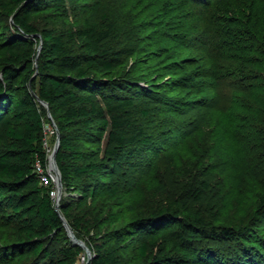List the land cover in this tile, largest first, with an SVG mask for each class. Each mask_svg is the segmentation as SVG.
<instances>
[{
  "label": "trees",
  "instance_id": "1",
  "mask_svg": "<svg viewBox=\"0 0 264 264\" xmlns=\"http://www.w3.org/2000/svg\"><path fill=\"white\" fill-rule=\"evenodd\" d=\"M176 1L191 14L193 30L188 35H195L190 39L195 44H188L195 53L179 60L174 54L165 62L179 69L199 64L194 80L216 82L206 89L219 99L213 108L228 111L236 131L243 129L244 140H251L264 154V0ZM65 4L66 0H0V16L11 17L13 24L3 28L0 41V213L6 209L11 223L14 220L15 240L4 244L10 256L20 261L32 255L23 264H76L83 250L65 235L61 214L77 238L87 241L93 255L89 264H128L126 244L140 233L146 235L139 245L146 257L142 264H221L218 252L206 248L220 239L235 240L231 257L239 262L233 264L264 262V232L250 230L256 221L264 220V168L258 160L237 175L240 185L251 179L262 188L257 189L238 229L218 225L215 213L207 217L196 209L195 203L210 188L207 181H202V187L187 185L183 196L169 206L121 223L120 218L113 219L112 210L123 209L124 204L115 203L106 216L91 214L89 199L120 196L110 163L93 160L95 155L82 142L101 151L106 141L104 154L112 165L139 158L141 147L152 146L156 136L139 126L131 112L147 116L151 109H139L134 98L125 94L153 97L158 91L137 88L129 73L107 78L136 51L109 44L119 24L106 14L99 20H85L83 26L63 29L47 21L41 26L34 22L37 13L61 10ZM175 78L165 86L174 93L171 108L206 106L205 99L192 97V86L184 85L185 75ZM228 78H234L233 82ZM223 96L227 105L221 103ZM38 98L49 104L60 134L56 159L63 185L81 192L75 204L61 200L59 212L50 195L53 185H43L36 170L38 162L43 169L48 167L46 125L51 121ZM257 167L260 171L255 174ZM134 211L132 201L127 212ZM107 224L112 227L100 233ZM159 237L179 253L152 254L151 249L159 248ZM257 244H263V250L255 248Z\"/></svg>",
  "mask_w": 264,
  "mask_h": 264
},
{
  "label": "rangeland",
  "instance_id": "2",
  "mask_svg": "<svg viewBox=\"0 0 264 264\" xmlns=\"http://www.w3.org/2000/svg\"><path fill=\"white\" fill-rule=\"evenodd\" d=\"M1 12L2 8H0ZM104 14L119 24L118 33L110 39L109 44L114 47L133 48L136 51L135 54L124 59L115 74L107 78H117L129 73L134 79L133 85L137 88L158 91V94L153 97H139L132 94V91L125 94L127 97L134 98L139 109H151V113L147 116L138 111H132L131 115L139 126L152 131L156 139L152 146L141 147L142 154L139 158H133L129 162L127 159H122L113 165L110 158L104 154L106 141L101 151L97 149V146L82 142L84 149L95 155L93 160L103 159L110 163L112 167L110 174H113L117 181L115 185L119 189L120 196L118 199L99 197L96 202L89 199L91 214L94 216L104 213L102 216H106L108 213L111 214V207L115 203L124 204L123 209L112 210L113 219L120 218L121 223L125 219L149 214L169 206L172 201L183 196L187 185L202 187V181H207L210 188L205 192L202 200L195 203L196 209H200L207 217H212L215 213L218 225L238 229L242 226L240 219L248 212L257 189H262L251 179L240 185L237 181L238 172L241 168L246 170L251 167L252 160L260 161L263 169L264 154L255 149L251 140H244L243 129L236 131L235 121L228 111L222 112L213 108L219 99L215 92L206 91V89L216 82L206 78L194 80L195 75L199 74V64L179 69L178 66H169L165 62L174 54L176 60H179L181 56H190L195 53L194 46L189 45L195 44L191 41L195 35H188L193 30L191 14L181 10L176 0H66L61 10L50 8L37 13L34 16V22L37 26H41L47 21L50 26L63 29L83 26L85 20H99ZM8 25H13L11 17L1 15L0 41L3 39V28ZM184 75L187 77V84L184 85L192 86V97L196 96L197 101L205 99L206 106H195L190 109L182 106L171 108L169 102L172 101L171 96L174 93L165 89L166 83L172 78L177 77L175 80H178V77ZM234 78H228L227 81L233 82ZM239 96V93L234 92L236 99ZM222 98L221 103L227 105L226 96ZM58 133L57 125L50 121L46 125L49 154L54 149ZM47 169L54 174L50 167V160ZM253 169L255 174L260 171L258 167ZM76 184L79 185L78 182ZM242 186L245 187L244 190ZM80 195V190L73 187L67 189L63 185L60 203L61 200L67 199L75 204ZM132 201H135V211L127 212L128 205ZM100 209L103 211L99 212ZM2 215L5 217L2 218ZM10 218L9 212L2 209L0 264H23L31 259L32 255L21 258L20 261L14 260L7 251L8 247L4 246L15 240L14 220L12 218L11 223ZM111 227V224H107L100 233H104ZM250 230L264 232V220L256 221ZM67 234L65 231L66 236ZM145 236L140 233L128 240L126 244L128 264H142L145 261L146 257L139 248ZM82 241L88 246L86 240L82 239ZM234 241L214 240L206 248L218 252L221 264L238 263L239 259L231 257V251L236 245ZM157 244L159 248L151 249L152 254L155 252L179 253L162 237L157 239ZM262 245L257 244L254 247L263 250ZM82 250V255L76 264H85L88 261L86 251L83 248Z\"/></svg>",
  "mask_w": 264,
  "mask_h": 264
},
{
  "label": "water",
  "instance_id": "3",
  "mask_svg": "<svg viewBox=\"0 0 264 264\" xmlns=\"http://www.w3.org/2000/svg\"><path fill=\"white\" fill-rule=\"evenodd\" d=\"M41 48H42V43L39 45L38 52H40ZM38 100L47 109L49 119L56 126V123H55L54 118H53V116L51 114V111H50L49 104L46 101L41 100L40 98H38ZM59 148H60V134L58 133V138H57V141L55 143L54 149H53L52 153L49 156L50 167H51V170L54 172L55 179H56V185H57V188H58V198H57L56 203H55V208H56V211H58V212H59V208H60V199H61V193H62V189H63L62 174L60 172V169H59V166H58V163H57V159H56V156H57V153L59 151ZM60 217H61V220L63 222L64 227L67 230L68 236L70 237V240L73 242V244H76L75 241H77V243H79L81 245V247L86 251L87 257H88V259H87L88 263L87 264H89V262H90V260L92 259V256H93L90 248L87 245L84 244L85 243L84 241H82L81 239L76 237L72 227L67 222L65 217L62 216L61 214H60Z\"/></svg>",
  "mask_w": 264,
  "mask_h": 264
},
{
  "label": "built area",
  "instance_id": "4",
  "mask_svg": "<svg viewBox=\"0 0 264 264\" xmlns=\"http://www.w3.org/2000/svg\"><path fill=\"white\" fill-rule=\"evenodd\" d=\"M36 170L40 174L41 183L43 185H45V186L53 185V188L50 191V195L56 202V200L58 198V188H57V185H56V179H55L54 174L50 171V169L49 170L48 169H46V170L43 169L41 164H40V162L37 163ZM87 263H88V261H86L85 264H87Z\"/></svg>",
  "mask_w": 264,
  "mask_h": 264
},
{
  "label": "bare ground",
  "instance_id": "5",
  "mask_svg": "<svg viewBox=\"0 0 264 264\" xmlns=\"http://www.w3.org/2000/svg\"><path fill=\"white\" fill-rule=\"evenodd\" d=\"M77 237V236H76ZM72 242V241H71ZM73 243V242H72ZM75 245H79V246H81L79 243H77V241H75ZM85 245H86V243H84Z\"/></svg>",
  "mask_w": 264,
  "mask_h": 264
}]
</instances>
